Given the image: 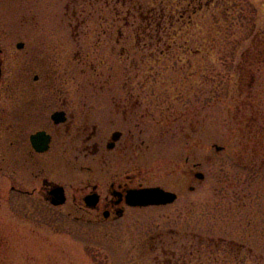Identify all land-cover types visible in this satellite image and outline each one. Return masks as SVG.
<instances>
[{"label":"rangeland","instance_id":"rangeland-1","mask_svg":"<svg viewBox=\"0 0 264 264\" xmlns=\"http://www.w3.org/2000/svg\"><path fill=\"white\" fill-rule=\"evenodd\" d=\"M139 6L152 10L151 25ZM261 29L264 0H0V36L33 44L40 83L55 72L57 82L75 86L80 105L92 93L99 120L113 117L101 86L124 81L127 69L142 74L134 83L148 85L153 68L172 85L189 77L198 97L183 132L149 120L136 126L141 167L149 183L179 190L172 204L89 223L72 200L55 208L11 192L0 171V264H264V62L240 69ZM39 42L49 47L39 50ZM177 102L184 110L187 103ZM201 105L199 126L190 124ZM187 153L191 162L203 160L204 180L180 174Z\"/></svg>","mask_w":264,"mask_h":264},{"label":"flooded vegetation","instance_id":"flooded-vegetation-1","mask_svg":"<svg viewBox=\"0 0 264 264\" xmlns=\"http://www.w3.org/2000/svg\"><path fill=\"white\" fill-rule=\"evenodd\" d=\"M46 44L39 42L37 46L44 50L49 47ZM246 50L251 60L247 64L250 67L243 69L247 73L257 68L255 61L264 60V29L252 35ZM30 52L36 55L28 41L0 36V171L8 178L11 192L39 196L55 208L72 200L77 210L88 216L89 223L116 222L127 210L140 208L131 206L130 201L136 191L144 188L161 187L176 193L178 199L179 190L148 182L150 171L141 167L137 153L140 145L136 126L149 120L160 130L176 128L183 132L188 124L185 114L189 104L192 97H197L189 88L191 78L175 80L172 85L161 77L165 75L162 70L153 68L148 85L134 83L142 74L137 69L132 73L127 69L122 74L124 81L101 86L103 93L110 92L113 117L108 118V112L99 120L93 115L92 93H86L87 100L80 105L74 99L75 86L57 82L55 72L49 75L52 80L46 73L47 82L40 83L44 71L35 67ZM179 83L186 86L185 92L176 89ZM178 100L187 103L184 110H179ZM101 111L103 115L108 109L103 106ZM202 113L201 105L196 121L194 117L190 124L199 126ZM107 124H112V129ZM185 133L187 138L189 133ZM186 156L187 168L180 169V174L191 182L202 181L203 160L191 162L190 154ZM28 184H34L31 190L26 188ZM183 184L180 182V186ZM194 189L191 184L190 190ZM56 190L62 191L63 204L52 203Z\"/></svg>","mask_w":264,"mask_h":264},{"label":"water","instance_id":"water-1","mask_svg":"<svg viewBox=\"0 0 264 264\" xmlns=\"http://www.w3.org/2000/svg\"><path fill=\"white\" fill-rule=\"evenodd\" d=\"M219 151L221 146L215 145ZM201 179L204 178V174L201 173ZM177 199V194L171 191H167L161 187H150L136 191L134 197L130 201L133 206H150V205H166L173 203ZM65 197L62 191L56 190L54 192V198L52 203L55 205L63 204Z\"/></svg>","mask_w":264,"mask_h":264},{"label":"trees","instance_id":"trees-1","mask_svg":"<svg viewBox=\"0 0 264 264\" xmlns=\"http://www.w3.org/2000/svg\"><path fill=\"white\" fill-rule=\"evenodd\" d=\"M124 1H126V0H124ZM131 2H133L134 0H130ZM139 12H140V14H139V18L141 19V20H145V21H147L148 22V24L149 25H151L152 24V10H149V13L148 14H144L143 12H142V10H143V8L141 7V6H139ZM142 12V13H141ZM150 15V16H149ZM182 16H184V14H182L181 15V17ZM159 17V16H158ZM161 17H163V16H161ZM161 17H160V19H161ZM172 18V17H171ZM160 25L161 24V21L160 22H157L156 23V25ZM197 51H200V50H198V49H196ZM248 55V54H247ZM244 56H246V54L244 53ZM244 62H246V63H250L251 62V60L246 56L245 58H244ZM256 63H253V64H256V66H259L260 67V65L264 62V60H258V62L257 61H255ZM245 63V64H246ZM242 64V63H241ZM240 64V69H242V71H243V69L244 68H246V65H245V67L244 68H242V65ZM260 64V65H259ZM247 67H250V64L247 66ZM241 75H242V77H241V79H242V81L247 77V74H245V73H241ZM246 76V77H245ZM257 118V117H256Z\"/></svg>","mask_w":264,"mask_h":264}]
</instances>
